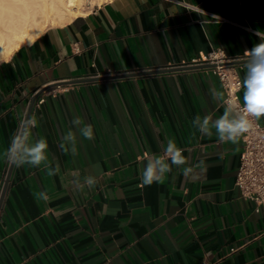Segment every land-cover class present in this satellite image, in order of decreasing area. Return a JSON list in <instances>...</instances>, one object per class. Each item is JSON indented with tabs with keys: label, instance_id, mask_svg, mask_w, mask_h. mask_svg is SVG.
Masks as SVG:
<instances>
[{
	"label": "crops",
	"instance_id": "crops-1",
	"mask_svg": "<svg viewBox=\"0 0 264 264\" xmlns=\"http://www.w3.org/2000/svg\"><path fill=\"white\" fill-rule=\"evenodd\" d=\"M260 38L264 0H107L2 60L0 153L44 90L31 131L46 138L48 159L14 166L0 264H264V214L236 185L242 139L220 143L214 130L209 137L192 126L197 115L223 114L219 77L209 67L118 76L180 66L214 48L244 56ZM245 61L236 64L242 80ZM75 117L93 126L94 139L77 133L74 157L61 143ZM168 139L183 150L182 167H204L185 177L173 166L163 183L142 186L143 153L162 154ZM57 163L50 175L46 165ZM9 167L0 156V195ZM76 172L99 183L77 191Z\"/></svg>",
	"mask_w": 264,
	"mask_h": 264
},
{
	"label": "clouds",
	"instance_id": "clouds-1",
	"mask_svg": "<svg viewBox=\"0 0 264 264\" xmlns=\"http://www.w3.org/2000/svg\"><path fill=\"white\" fill-rule=\"evenodd\" d=\"M245 54L247 59L242 80V105L238 96L235 99L229 98L224 101V112L219 118L214 119L211 115L203 117L197 115L192 120L193 128L201 135L211 137L214 130L220 143H238L244 134L254 128V122L264 117V38H260V42L250 50H246ZM211 96L213 99H219L221 94L213 91ZM37 123L35 116L26 117L22 122V127L12 136L9 146L0 153V156L9 164L15 167L25 165L38 167L47 161L48 142L46 138L32 136L31 130L37 126ZM72 125L75 131L73 128H69L63 135L61 148L75 157L78 154L77 133L83 139L93 140L94 130L91 124H83L79 117L73 118ZM182 153L183 150L172 139H168L162 154L157 155L145 151L142 156L145 163L141 171V185L151 186L153 183H163L166 174L172 172L173 166L180 168L185 177L191 176L194 169L204 167L203 161L182 167L187 163L186 157ZM46 167L49 169L50 175L60 172L59 163L54 168L50 165H46ZM92 167L98 170L99 164ZM71 183L77 191L83 192L85 188L94 189L99 183V177L95 174L81 176L79 172H76L72 176ZM38 196L40 199H48L47 193L43 191Z\"/></svg>",
	"mask_w": 264,
	"mask_h": 264
},
{
	"label": "built area",
	"instance_id": "built-area-1",
	"mask_svg": "<svg viewBox=\"0 0 264 264\" xmlns=\"http://www.w3.org/2000/svg\"><path fill=\"white\" fill-rule=\"evenodd\" d=\"M215 17L219 20L224 19L217 15ZM244 59H247L246 55L230 56L222 49L214 48L202 57L193 58L190 62H185L180 66L212 64L213 66L209 68L219 77L225 92V101L239 97L242 78L236 64H240L239 61ZM240 103L242 105L243 102L240 100ZM254 125L252 130L241 137L243 150L236 174V185L243 198L253 201L256 211L264 214V124L258 120L254 122Z\"/></svg>",
	"mask_w": 264,
	"mask_h": 264
},
{
	"label": "bare ground",
	"instance_id": "bare-ground-1",
	"mask_svg": "<svg viewBox=\"0 0 264 264\" xmlns=\"http://www.w3.org/2000/svg\"><path fill=\"white\" fill-rule=\"evenodd\" d=\"M107 0H0V62L52 25L87 14Z\"/></svg>",
	"mask_w": 264,
	"mask_h": 264
},
{
	"label": "water",
	"instance_id": "water-1",
	"mask_svg": "<svg viewBox=\"0 0 264 264\" xmlns=\"http://www.w3.org/2000/svg\"><path fill=\"white\" fill-rule=\"evenodd\" d=\"M213 65L212 64H204V65H196V66H175V67H170V68H166V69H159V70H149V71H139V72H132V73H124V74H120L118 76L120 77H124V76H135V75H142V74H147V73H152V72H163V71H174V70H181V69H192V68H203V67H212ZM105 77H110V76H101L99 78H105ZM97 77L95 78H85V79H81V80H72L74 82H77V81H91V80H95V79H99ZM44 90H41L39 91L38 93H36L33 97V100L30 104V107H29V110H28V114L26 117H30L31 116V113H32V110H33V107H34V104L35 102L37 101V99L40 97V95L42 94ZM13 169H14V166L12 164H10V167H9V170H8V174H7V177L5 179V183H4V186H3V189H2V192H1V195H0V212H1V209H2V205H3V201H4V198L6 196V192H7V189H8V185H9V182H10V179H11V176H12V172H13Z\"/></svg>",
	"mask_w": 264,
	"mask_h": 264
},
{
	"label": "rangeland",
	"instance_id": "rangeland-1",
	"mask_svg": "<svg viewBox=\"0 0 264 264\" xmlns=\"http://www.w3.org/2000/svg\"><path fill=\"white\" fill-rule=\"evenodd\" d=\"M95 6H97V4L92 5V7H90V10H92Z\"/></svg>",
	"mask_w": 264,
	"mask_h": 264
}]
</instances>
